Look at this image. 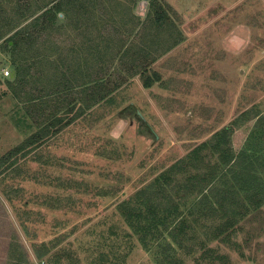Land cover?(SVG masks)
Listing matches in <instances>:
<instances>
[{
  "label": "rangeland",
  "instance_id": "374dc122",
  "mask_svg": "<svg viewBox=\"0 0 264 264\" xmlns=\"http://www.w3.org/2000/svg\"><path fill=\"white\" fill-rule=\"evenodd\" d=\"M153 1L154 6L152 0H98L102 16L89 17L91 25H81L78 34L69 29L72 15L66 23L61 15L69 32L64 49L72 37L81 46L91 38V45L112 46V54L119 44L108 29L124 33L134 27L131 46L138 48L131 49L152 64L145 75L139 67L134 75L121 69L127 81L110 98L12 167L0 168V264H158L154 245L143 246L121 215L126 201L134 203L162 174L172 177L173 190L166 189L175 200L197 198L175 193L193 170L175 173L171 167L218 133L226 134L233 157L229 177L252 167L260 172L264 0ZM67 55L64 50L57 59ZM2 68L14 72L0 52ZM55 69L46 65L45 71L51 75ZM146 77L149 88L143 85ZM0 93L1 159L35 128L5 80ZM201 154L217 160L209 151ZM200 224L196 239L185 240L183 249L175 246L183 264H264V203L236 222L228 243L207 239L208 221ZM200 240L225 260L196 261Z\"/></svg>",
  "mask_w": 264,
  "mask_h": 264
},
{
  "label": "trees",
  "instance_id": "16d2710c",
  "mask_svg": "<svg viewBox=\"0 0 264 264\" xmlns=\"http://www.w3.org/2000/svg\"><path fill=\"white\" fill-rule=\"evenodd\" d=\"M38 1L0 0V52L8 55L14 69L11 71L14 75L5 82L35 128L22 144L0 159V168L12 167L82 117L86 110L110 98L127 81L123 71L134 75L139 67L141 75H145L152 64L139 49H131L138 48L131 46L134 27L123 30L124 33L116 26L108 29L113 43L119 44L112 54V46L91 45L94 40L91 38L83 40L82 46L80 41L65 49L61 47L69 33L67 27L63 30L61 15L65 23L72 15L68 21L72 28L69 29L78 34L81 25H91L89 17L102 16L98 0H49L42 5ZM151 3L155 5L153 0ZM155 18L158 21L159 14ZM101 35L102 32L97 34ZM64 50L68 51V58L57 59ZM81 55L84 58H80ZM114 58L119 63L118 69ZM46 65L57 71L48 75ZM77 70L80 73L74 76ZM143 85L151 86L149 77L143 80ZM226 143V134L218 133L214 142H203L171 167L175 173L193 170L183 184L176 186L175 193L180 192L179 197L184 199L197 194V198L188 202L175 200L166 189V186L171 187L172 177L162 174L149 188L138 192L134 203L126 201L123 205L121 215L135 229L143 246H148L149 242V247L154 245L159 255L158 264H183L176 257L175 246L183 249L185 240L196 239L194 232L204 220L208 221L207 239L230 242L236 222L264 203V160L260 162L263 166L258 173L252 167V170L229 177L226 167L233 157ZM203 151L216 154L217 160L206 159L201 154ZM217 219L221 222L214 224ZM206 245L205 241H199L201 254L196 261L204 258L212 263L225 260Z\"/></svg>",
  "mask_w": 264,
  "mask_h": 264
},
{
  "label": "built area",
  "instance_id": "2783aa9c",
  "mask_svg": "<svg viewBox=\"0 0 264 264\" xmlns=\"http://www.w3.org/2000/svg\"><path fill=\"white\" fill-rule=\"evenodd\" d=\"M10 71L8 68L0 69V82H4L9 76H11Z\"/></svg>",
  "mask_w": 264,
  "mask_h": 264
},
{
  "label": "crops",
  "instance_id": "0c3cea01",
  "mask_svg": "<svg viewBox=\"0 0 264 264\" xmlns=\"http://www.w3.org/2000/svg\"><path fill=\"white\" fill-rule=\"evenodd\" d=\"M70 44H71V46H73L74 45V40H71ZM74 55L76 56V54H74Z\"/></svg>",
  "mask_w": 264,
  "mask_h": 264
}]
</instances>
